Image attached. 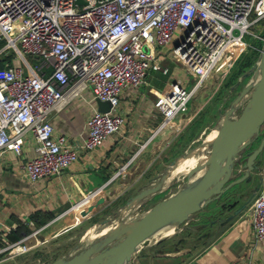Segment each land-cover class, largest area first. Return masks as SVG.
Returning a JSON list of instances; mask_svg holds the SVG:
<instances>
[{
    "label": "built area",
    "instance_id": "obj_1",
    "mask_svg": "<svg viewBox=\"0 0 264 264\" xmlns=\"http://www.w3.org/2000/svg\"><path fill=\"white\" fill-rule=\"evenodd\" d=\"M262 18L264 0H0V58L17 61L0 68V151L20 156L29 134L34 152L18 164V173L31 183L62 174L79 153L91 152L119 131L123 91L144 86L151 71L172 77L160 64L165 58L193 80L188 89L170 80L155 96L160 128L168 125L186 111L211 72L244 48L243 35ZM84 92L89 102H107L108 111L87 115V135L79 142L53 134L49 116ZM246 216L249 240L260 241L264 185ZM37 232L24 239H35ZM23 240L0 252L29 251L32 245Z\"/></svg>",
    "mask_w": 264,
    "mask_h": 264
},
{
    "label": "crops",
    "instance_id": "obj_2",
    "mask_svg": "<svg viewBox=\"0 0 264 264\" xmlns=\"http://www.w3.org/2000/svg\"><path fill=\"white\" fill-rule=\"evenodd\" d=\"M166 59L160 61L163 66ZM12 64L17 65V61ZM169 71L173 74L165 86L157 84L155 72L158 71H151L147 75L152 78L149 84L146 81L136 90L123 91L119 97V111L123 116L119 131L91 152L79 153L77 161L58 176L31 183L18 173V164L34 152L29 134L23 137L20 156L15 157L8 150L0 151V250L38 230L35 239L23 240L32 245L25 257L0 255V264H24L33 252L50 246L47 251L50 253L69 243L74 229L140 185L142 178L155 165L159 166L161 159L166 160L164 152L178 159L186 147L196 142L205 128V124L193 120L199 111L191 113L186 109L160 128L163 116L152 105L155 96L165 90L170 80L186 81L185 73L175 63ZM81 96L49 116L53 134L78 142L86 137L84 122L96 104L88 101V92ZM254 161L257 169L249 172L247 182L231 186L223 198L221 195V199L200 208L170 237L138 247L125 264H264V238L257 242L249 240L250 225L246 216L249 204L264 185V145ZM240 163L233 169L235 178L244 171L239 169ZM91 193L94 194L88 196ZM99 198L103 199L102 203L81 216ZM39 221L42 223L38 225ZM191 222L194 224L190 226ZM4 228H8L7 233Z\"/></svg>",
    "mask_w": 264,
    "mask_h": 264
},
{
    "label": "water",
    "instance_id": "obj_3",
    "mask_svg": "<svg viewBox=\"0 0 264 264\" xmlns=\"http://www.w3.org/2000/svg\"><path fill=\"white\" fill-rule=\"evenodd\" d=\"M259 79L249 93V99L239 114L232 118L230 114L234 108L230 107L224 113L227 123L217 132L209 146V155L206 171L200 176L195 185H186L176 190L173 194L154 203L145 210L138 219L120 227H115L102 238L89 244L81 250H77L66 256L58 257L46 264H125L138 248V245L158 228L174 222L182 225L189 217L211 201H217L231 186L250 179L249 172L255 171L256 156L261 152L264 145V134L258 145L249 151L239 169L243 173L235 178L232 174L237 159H240L241 151L258 134L259 127L264 121V39L260 48ZM96 110L106 112L109 109L107 102L95 100ZM176 162L173 160L167 167V171ZM195 169L189 170L190 177ZM162 177L153 187H143L129 197L123 209L129 210L137 206L146 197L160 190ZM102 198L81 212V216L89 213L92 208L102 203ZM241 206L235 214L242 209ZM106 223V220L101 224ZM78 243V242H77Z\"/></svg>",
    "mask_w": 264,
    "mask_h": 264
},
{
    "label": "rangeland",
    "instance_id": "obj_4",
    "mask_svg": "<svg viewBox=\"0 0 264 264\" xmlns=\"http://www.w3.org/2000/svg\"><path fill=\"white\" fill-rule=\"evenodd\" d=\"M249 32L250 34H244L242 38V40L246 43L244 48L239 53L237 52L236 54L235 53L230 54L232 56L226 59V62H224L223 64L224 65L223 68H220V70L218 71L211 72V74L202 83V85L198 88V90L193 94V96L187 103L186 109H189L190 112L191 111L195 112V110L196 112L199 111L195 115L193 120L200 124L202 123L205 124V128L202 130V133L196 138V142L190 144L189 147H186L182 151L179 157L188 154L196 146H199L202 142L203 134L208 132L211 128H213L216 125L217 120L221 116H224V113L228 110V108L230 107L234 108L233 112L230 114V117L235 118L239 114L240 110L245 106L249 98V93L252 90L253 85L256 81V76L258 71L257 64L258 61L260 60L259 57L260 48L264 39V18L258 20L255 24H253L249 28ZM252 51H255L257 54L253 59V62L250 65V67L246 68V71L241 74L239 72V68L237 65V59L239 57L243 58L244 56L249 55ZM164 63H165L164 65H166L169 70H171L174 64L171 61L169 62V60L165 61ZM155 74L156 77L155 75L154 77L157 81V84L159 83L161 86H165L166 84L165 81L168 79V74L161 75L160 72L157 73L155 72ZM185 79L186 81L185 82L183 81L182 85L185 89H188L191 86L193 80L190 76H187L186 74H185ZM145 80L149 84L150 81L152 80L151 75L149 77H146ZM263 134H264V121L261 123L258 134L255 137V139L249 142L241 151L240 153L241 156L239 159L240 161L250 150H253L258 145ZM163 155L167 156L166 160L165 158L163 160L161 159V162L158 163L159 166L156 167L155 165V167H153L149 173L147 172L148 174H146V176L142 178L140 185L132 187L128 192L124 194L125 196L124 195L122 196L124 199L125 198L128 199L129 197H131L138 190L139 187L141 188L150 187L152 184H156L161 178V176H164L166 174L167 167L170 165L171 160H175V158L174 156H172L171 158L170 155H168V153L165 154V152L163 153ZM188 179L189 178L187 176L181 179H177L176 181L172 182L167 188H165V190H163L162 192L146 197L137 206H135L136 208L134 210L131 211L127 210L128 215L126 219L123 213L124 210L123 206L125 202L124 199H122L123 201L121 200L119 203H115V204L109 203L110 205L108 206V209L106 211H102V210L98 211L95 214V216L87 219L84 223H82L79 226L78 230H76L78 227L74 229L70 233L69 235L70 239L67 242H72L73 243L72 248H74V246L78 242V239L80 238L79 236H81L88 227L92 226L93 224H99L104 220H106L105 224H110V223L112 224L113 222L122 223L124 220H125L124 222H126L125 224H129L130 222L138 219L139 216L145 210L151 207L154 203L173 194L176 190L184 186L186 182H188ZM221 197L223 198V195ZM199 215H201L200 212ZM200 220L203 221L202 218H200ZM193 224L194 223L191 222L190 226ZM180 227L182 226L177 225V228ZM49 247L50 246H47L41 251L48 254L49 252L47 251H49L50 249ZM69 249L60 250L59 257L66 256V254L71 250ZM28 253L29 251H26L21 254H15V256L16 258L25 257V255H27ZM0 255L1 256L5 255L6 257L13 256L10 249L5 250ZM38 264H42V263H38Z\"/></svg>",
    "mask_w": 264,
    "mask_h": 264
},
{
    "label": "bare ground",
    "instance_id": "obj_5",
    "mask_svg": "<svg viewBox=\"0 0 264 264\" xmlns=\"http://www.w3.org/2000/svg\"><path fill=\"white\" fill-rule=\"evenodd\" d=\"M259 66H260V60L257 64V76L256 81L254 85L257 83L259 79ZM255 78V76H254ZM250 82V81H249ZM248 82V83H249ZM253 85V87H254ZM248 87V86H247ZM243 93V92H242ZM237 99V98H236ZM249 99V98H248ZM227 123V118L224 116H221L217 122L216 125L211 128L208 132L203 134L202 142L199 146H196L193 150H191L188 154L179 157L176 159L175 164L169 168V170L166 172V174L162 177L160 188H165L168 185H170L172 182L176 181L177 179H181L187 175L189 170L195 169V172L188 177V182L181 188L185 187L186 185H195L200 176L206 171L207 162H208V155H209V146L211 141L216 136L219 129ZM169 175V176H168ZM168 176V177H167ZM167 177V178H166ZM163 183V185H161ZM156 185V184H155ZM153 185V186H155ZM151 186V187H153ZM162 186V187H161ZM180 188V189H181ZM157 193V192H156ZM154 193V194H156ZM136 207L133 206L132 209H129L128 211L134 210ZM127 210H123L125 219L128 215ZM123 216V215H122ZM125 221V220H124ZM113 222L112 224H93L92 226L88 227L85 232L80 236L78 239V243L75 245L74 248H72L69 253L72 254L77 250H81L88 246L89 244L97 241L98 239L102 238L103 236L110 233L112 229L115 227H120L121 225H126V222ZM177 231V226L174 222L168 223L160 228H158L156 231H154L150 236L145 238L138 247L149 244L151 242L170 237Z\"/></svg>",
    "mask_w": 264,
    "mask_h": 264
},
{
    "label": "trees",
    "instance_id": "obj_6",
    "mask_svg": "<svg viewBox=\"0 0 264 264\" xmlns=\"http://www.w3.org/2000/svg\"><path fill=\"white\" fill-rule=\"evenodd\" d=\"M256 52L255 51H252L249 55H246L244 56L243 58L242 57H239L237 59V65H238V68H239V72L242 74L246 71V68L250 67V65L252 64L253 62V59L255 58L256 56ZM4 62H7L8 64H12V63H15L16 60L12 57V56H7V57H1L0 58V68L3 66V63ZM125 196V195H124ZM122 199H124L123 197H119L118 199H115L112 203L110 204H115V203H119ZM127 199L125 198L124 201H126ZM123 201V200H122ZM109 204V205H110ZM107 205L105 208L102 209V211H106L108 209V206ZM37 216V215H36ZM50 218L47 217V219ZM42 221H39L37 224H41ZM79 228H77L78 230ZM82 230V229H81ZM80 230V232H81ZM72 242H69L65 245H62V247H59V248H55L53 249L50 253H44L42 251H36V252H33L31 255H29L27 257V259L24 261V264H38V263H42V264H46L48 262H51L53 261L54 259L58 258L60 256L59 254V251L60 250H64V249H69V248H72L73 245Z\"/></svg>",
    "mask_w": 264,
    "mask_h": 264
}]
</instances>
